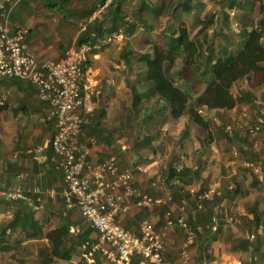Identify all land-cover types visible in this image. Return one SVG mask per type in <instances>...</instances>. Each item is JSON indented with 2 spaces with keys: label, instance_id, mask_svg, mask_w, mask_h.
I'll list each match as a JSON object with an SVG mask.
<instances>
[{
  "label": "trees",
  "instance_id": "16d2710c",
  "mask_svg": "<svg viewBox=\"0 0 264 264\" xmlns=\"http://www.w3.org/2000/svg\"><path fill=\"white\" fill-rule=\"evenodd\" d=\"M42 1V10L58 16L57 26L65 31L64 33L60 31L61 36L69 34L70 41L64 43L66 46L63 48L64 52L72 46L89 45L93 49L101 45L100 43L111 42L119 36L126 40V45L119 52L116 65L119 66L122 62L126 64L124 76L128 97L131 100L130 105L123 109L117 108L116 115L111 120L108 118L109 112L102 98V95H107L104 92L107 89L96 88L93 101L98 105V109L92 117V125L85 130L88 138L94 137L98 144L105 145V151L123 141L134 143L135 149L145 150L154 147L152 150L154 155H158L159 152L164 156L169 141L174 140L169 123L189 119L208 132L205 138H199L206 150L209 148L211 150L213 143L221 149L219 144L227 140L228 146L221 152L220 162L235 158L240 165L249 164L256 167L257 172L263 174V179L259 180L256 170H249L254 177L253 183L249 185L256 186L259 180V185L264 186V156L254 150L253 135L264 140V0H224L222 7L238 9L237 26L240 29L229 28L232 32L237 31L235 32L237 42L233 40L235 38L233 33H230L224 36V44L219 39L212 38L208 43L210 38L206 31L209 25L215 24L214 16H212L204 20L196 19L195 23L200 26L196 35L192 36L186 25L181 22L179 26L173 27L163 41H158L156 38L151 41L146 40L145 51L135 49L128 38L134 36L139 30L137 27L140 23H144V17L154 14L156 10L160 11V14L164 13L167 9L166 0H159L158 3L154 2L155 0ZM126 5L129 7V12L124 10ZM79 32V38L73 43V38ZM25 43L29 45L28 38H25ZM208 44L211 45L209 50L212 49L210 54L206 52ZM90 63L91 59L86 63L84 71ZM199 69L203 77L199 78L203 83L201 90H197L192 83L194 75L199 76L197 73ZM133 75L136 77L133 78ZM4 80L7 81L5 84L7 88L11 85L14 88L19 83L16 79ZM8 89L20 106L13 108L9 102L0 103V113L13 108L14 111L22 114L25 120L22 125L25 126L33 118V110L30 108L34 109L36 106L20 101L16 92L11 88ZM29 90H34V87L31 86ZM118 103H121L120 100ZM40 105V113L45 115H40L41 118L38 119L41 121L33 123L32 133L29 131L25 133L26 138L24 134L22 135L23 139L25 138L23 142H15L14 147L7 151L6 144L0 139V166L4 167V173L0 176V194H4V199L0 198V205L5 204L9 211V216L0 221V248L2 247L3 253L8 255L10 261H15L18 254H25L33 260L32 264H58L59 262L70 264L75 257L80 258L82 242L94 237V230L90 224L85 223L81 211L76 208L69 215L62 216V203L47 201L37 211L31 204V201L36 203L37 197L32 194L25 193L26 200H11L5 196V193L18 182L17 176L21 174H24L23 183L27 184L29 189L37 186L49 188L54 187V184L63 183V174L55 170L52 163L55 154L51 148L42 153L44 163L41 164L36 159V151L47 141L52 140L55 133V121L46 114L50 109L48 104L41 102ZM202 109L212 111L218 123L212 124L202 113ZM242 110H248L249 118L247 127L240 132L236 130L235 120L230 114ZM25 116H28V119ZM111 122L116 126L106 130V125ZM229 127L233 128V136L225 134ZM189 139V131L185 129L178 141L180 145H183ZM110 156L117 157L114 154ZM205 158L207 160L204 165L195 169L186 164H177L174 158L161 169L165 187L172 198L169 205H176L177 216L180 207L178 204L181 202L188 201L192 208L196 206V203L204 202L205 205L195 216L190 214L189 210L186 211L190 214L189 223L197 227L213 224L214 219L217 220L216 232L203 231L198 235L192 248L194 260L192 264H198L206 257L211 260L213 244L220 241L225 245L228 244L227 238L231 237L223 232L219 218L214 215L212 203L220 201L221 195H228L227 197L233 201L240 194L241 180L239 179L241 178L237 176L231 183L228 180H221V188H218L220 199L213 202L206 200L209 198L199 200L204 194L213 191L211 185H213L214 175L210 173L204 177L203 174L206 169L220 165L216 156L210 158L205 155ZM117 160H119L118 157ZM119 162L122 167L127 166ZM221 168L224 173L223 165ZM196 184H199L200 188L193 197L191 189ZM226 184L228 187H225ZM134 185L137 187L136 184ZM137 188L152 197L169 198L165 197V192L158 188L151 187V191L148 192ZM167 208L157 210L155 214H160V217L164 218ZM249 211L250 215H245L241 220L243 226L248 222L250 237L254 239L240 238V247L244 254H248L254 260L253 264H260L264 254V246L261 245L263 239L260 237L264 234V212L259 210L257 201ZM142 213L139 212L141 218L144 216ZM160 221H163L162 225H164V220ZM54 223L57 225L54 226ZM157 223L156 227L159 229L162 225L160 222ZM125 226L130 229L129 224ZM132 226H136L135 221ZM77 227L80 231L72 233V230ZM16 231H19V234ZM182 240L183 237L181 242ZM24 241H33L35 245L36 241L45 244L39 250L40 258L23 250ZM48 254L54 260L52 263L48 262ZM175 254L179 256L178 253ZM23 261L24 259H17L18 263ZM134 261V264H145L139 258ZM167 262L172 264L168 260ZM240 264L252 263L246 260Z\"/></svg>",
  "mask_w": 264,
  "mask_h": 264
},
{
  "label": "built area",
  "instance_id": "2783aa9c",
  "mask_svg": "<svg viewBox=\"0 0 264 264\" xmlns=\"http://www.w3.org/2000/svg\"><path fill=\"white\" fill-rule=\"evenodd\" d=\"M17 6V1L0 0V80L27 81L35 88L39 100L48 104L55 133L37 151L36 159L44 163L42 153L51 148L55 154L52 163L63 174V183L60 188L29 189L17 176L18 182L5 196L26 200L25 193L32 194L37 197L36 203L31 201L37 211L47 201L62 203V216L78 208L83 220L94 230L93 239L80 246L79 264H134L136 258L145 264H170L166 259V241L173 229L183 233L178 264H192V248L198 235L203 231L216 232L217 220L195 227L189 223L186 204L179 207L177 216L169 205L171 197H152L141 192L134 185L133 170L120 168L117 157L93 163L97 141L88 138L85 130L92 125L98 105L93 101L96 86L84 71L92 48L72 46L58 61L42 59L25 43L28 32L13 23ZM212 193L199 200L210 198ZM164 207H168L165 223L158 229L155 213ZM201 208L198 204L197 209ZM132 209L143 212V218H133ZM125 217L136 222L137 232L126 228L122 222ZM75 231L78 233L80 229L77 227Z\"/></svg>",
  "mask_w": 264,
  "mask_h": 264
},
{
  "label": "rangeland",
  "instance_id": "374dc122",
  "mask_svg": "<svg viewBox=\"0 0 264 264\" xmlns=\"http://www.w3.org/2000/svg\"><path fill=\"white\" fill-rule=\"evenodd\" d=\"M154 2L158 3L159 0H155ZM223 2L224 0H166L165 7L167 6V9L165 11L163 10L164 13L160 14V11L156 10L154 14L144 17V23L139 24V27H137V29L139 30L135 32V35L131 34L134 36H129L128 40L135 49L145 51L147 49L145 43L146 40L151 41L156 38L158 41H163V39L173 30V27L179 26L181 22L186 25L185 27H187L190 34L194 36L198 33L200 28V26L195 23L196 19L201 18L202 20H204L214 16L215 24L209 25V28L206 31L210 38L208 43H210L212 38L215 40L219 39L221 43L224 44V36H228L230 33H233V36H235L233 40L237 42V38L235 35V32L237 31L232 32L229 30V28L240 29V27L237 26L238 9H232L228 6L222 7ZM23 5L25 6L24 3ZM158 6L160 8V5ZM124 10L126 12H129V7L126 5ZM55 33L57 37H61L60 30L56 31ZM125 41L126 40L123 37L119 36L116 40H113L111 42H104V44L103 42L100 43L101 45H104L102 46L103 48L100 49V58L97 60L91 59V63L86 66V73L88 74L87 76L94 81V85L96 86V88L98 90H100L102 87L107 89L105 91L103 90L105 94L107 93V95H102V98L109 112L108 118L111 120L116 115L117 108L123 109V107H128L131 101L128 97V89L124 76L126 64L125 62H122L119 66L116 65L119 57V52L126 45ZM206 47V52L210 54L212 52V49L209 50V47H211V45L208 44ZM200 72L201 70L199 69L197 71L199 76L194 75V78L192 80V83L197 90H201L203 87V83L199 79L203 78L201 75L202 73ZM134 77L136 76L133 75V78ZM6 83L7 81H5L4 79L0 80V103L9 102L12 107H14V105L15 107L20 106V103L14 99V95L8 89L11 88L14 90L13 86L11 85L7 88V86H5ZM243 85L245 84L243 83ZM118 100H120L121 103H118ZM202 110V113L207 117V119L210 120L212 124L213 122L218 123L216 122L212 111H206L205 109ZM230 115L235 120L234 123L236 130L243 132L248 124V110H242L240 112L234 111ZM25 118L28 119V116H25ZM38 118L36 116H33V118H31L30 121L25 126H23L22 124L25 123L24 117L22 116V114L14 111L13 108L8 109L6 112L0 113V139L6 144L7 151H10L14 147L15 142H23L27 136H25V133H28V131L30 133L33 132V123L35 121H41V119ZM112 122L106 125V130H111L116 126L112 124ZM30 124L32 125V127L29 126ZM169 124L172 127V130L170 129V133L172 134L174 140L169 141L164 156H162L159 152L157 153L158 155H154L152 151L154 147L145 150L135 149V144L132 142L126 143L121 141L115 144L114 148L108 149L106 151L104 149L105 145L103 144L97 143L95 148L100 151L98 155H102L100 156L101 161L114 154L118 157V161H121V164L123 163L127 165L125 167H122L119 162L120 168H130L131 170H133L137 187L145 190L146 192H148L151 187L158 188L165 192V197H171V195L165 187L164 178H162L161 176V169L163 168V166H167L169 162L174 158L176 159L177 164H186V166H190L195 169L196 167H201L202 165H204L207 160L205 158V155L210 158L216 156L219 160L220 165L214 167L212 166L211 168L206 169L205 173L203 174L204 177H207L210 173L211 175H214L213 185H211L213 193L211 197L206 200H211L213 202L214 200L220 199L218 188H221V180H228L231 183L232 180L237 176L241 178L239 179V181L241 180L239 191L240 194L233 201H231L227 197L228 195H221L220 201H218L217 203H212L214 215L219 218L218 220L223 228V232L226 236H230L231 238H227V245L222 243V241L213 244V246L211 247L212 259L210 260L208 257H206V259L198 262V264H239L246 260L253 264L252 261L254 260L250 258L248 254H244L242 248L240 247V238L246 237L252 240V237H250L251 234L249 233V230L247 228L249 226L248 222L245 226H243L241 218L245 215H250L251 212L249 210L250 208L254 207L255 201L259 203V210H262L264 212V186L259 185V180L263 179V174L258 173L256 167H253L249 164L240 165V163H238L235 158L228 160L225 159L220 162L222 155L221 152L227 149L228 146L227 140H224L219 144V147L221 149H219L217 145L213 143L211 146V150H209L210 148L206 150L204 145L200 142L199 138H205L208 135V132L201 127H198L192 120L180 119L176 122L171 121ZM229 128L226 130L225 134L233 136V128ZM185 129H188L190 139L183 145H180L178 140L182 137ZM23 134L25 136L24 139V136H22ZM253 135L255 139L254 150L264 156V140L262 138L258 139L255 134ZM221 165H223L224 173ZM3 170L4 167L0 166V176L4 173ZM249 170H256V174L259 178L256 186L249 185L254 181V177ZM54 186L60 188L62 186V183L60 185L54 184ZM225 187H228V185L226 184ZM199 188V184H196L191 189L193 197L196 195V192ZM0 198L1 200L4 199V194L1 193ZM185 204L188 206L187 210H189V213L193 216H195L198 211H201L197 209L198 204H201L202 206L205 205L204 202H198L196 203V206L192 208L189 205L188 201H183L178 204V206ZM175 207L176 205L170 206L171 209H175ZM42 211L44 212V210ZM42 211H40V213H43ZM8 212V208L5 207V204H1L0 221H2L6 216H9ZM156 216L160 217V214H157ZM161 219L164 220V218L160 217V220ZM85 223L87 222L85 221ZM56 225L57 224L54 223V226ZM156 226H158V223ZM172 232L174 238L176 240L178 238V240H180L179 242H181L183 234L179 233L178 230H173L169 232V236ZM16 233L19 234V231H16ZM72 233H76L75 229L72 230ZM263 235L264 234H262L260 237L261 239H263L261 240V245L264 246V238H262ZM36 242L37 243L35 245L33 241H24L22 243L23 250L25 252H31L32 254L37 255L38 258H40L39 250L40 248H43L45 244L38 243V241ZM255 242L252 243L254 244ZM176 246H178V243L176 244ZM234 250L237 253H235ZM173 251H175V253L177 252L176 249H173ZM47 256L48 262L52 263L54 261L52 256H50V254H48ZM262 257L263 258L260 264H264V254ZM19 258L24 259V261L22 263H18L17 259ZM166 258L168 261L173 262L172 255H166ZM179 258L180 256L177 257V260ZM78 261L79 258L75 257L70 264H79ZM32 262L33 260L29 259V257L25 254H18L15 261H10L8 255L3 253L2 247L0 248V264H32ZM58 264L67 263L59 262Z\"/></svg>",
  "mask_w": 264,
  "mask_h": 264
},
{
  "label": "crops",
  "instance_id": "0c3cea01",
  "mask_svg": "<svg viewBox=\"0 0 264 264\" xmlns=\"http://www.w3.org/2000/svg\"><path fill=\"white\" fill-rule=\"evenodd\" d=\"M18 6L16 9V13L13 17V22L14 24H20L28 34L26 35V38H28L29 45L31 49H34L35 53H37L41 58L43 59H48V60H53V61H58L59 59L62 58L64 54L63 48L66 46L64 43H68L70 40L68 38L69 34H65L64 36L57 37L56 36V31L60 27L57 26L59 18L58 16L48 14L46 11L42 10V5L43 1L42 0H17ZM25 4V6L23 5ZM84 31V26L82 27ZM60 31L63 33L65 32L63 28H60ZM80 32L78 35H76L73 38V43L79 38ZM67 45V44H66ZM102 45H99L97 47H94L92 49L91 55L89 59H99L101 54V48H103ZM88 77V76H87ZM90 81L94 82L90 77H88ZM20 84L17 83L16 86L14 87V91L17 94V97L20 101L28 102L31 106H36L34 109L31 107L30 109L33 110L32 117L36 116L41 117L40 115H45V113H40L41 112V101L39 100L37 96V92L34 88V90H29V88L33 85L27 81L19 80ZM43 103V102H42ZM15 107V106H14ZM13 107V108H14ZM16 108V107H15ZM6 112V111H5ZM48 116H50V109L46 113ZM29 126L32 127L30 124ZM100 151L96 149L95 147L93 148V154H92V161L93 163H98L102 162L100 156L98 155ZM98 161V162H97ZM48 166H46L47 168ZM21 179L24 180V174L18 175ZM61 183H57L55 185H60ZM173 212L175 213V209H172ZM132 216L133 218L140 220L141 219V214L137 210L132 209ZM122 219V218H121ZM123 224H129L130 230L133 232H137V224L136 226H132V223L134 220L130 217H125L122 220ZM157 222H160L162 225L163 221H160V217L157 216ZM163 226V225H162ZM160 226V228L162 227ZM159 228V229H160ZM174 231L178 230L179 233L181 231L179 229H173ZM171 230V231H173ZM180 240H177L174 238L173 232L171 235L168 237L166 243L168 247V251L166 253L167 256L172 255L173 262L172 264L176 263L175 261L177 260V256L175 254V251L173 249H176V253L179 254V249L180 245L176 246L177 243H179ZM178 262V261H177ZM178 264V263H177ZM238 264V263H237ZM240 264V263H239Z\"/></svg>",
  "mask_w": 264,
  "mask_h": 264
}]
</instances>
